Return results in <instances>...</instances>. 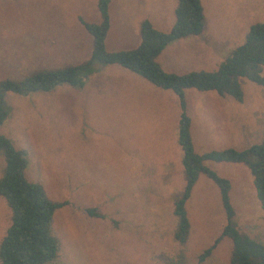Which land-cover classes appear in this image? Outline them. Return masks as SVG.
I'll return each mask as SVG.
<instances>
[{
    "label": "rangeland",
    "instance_id": "374dc122",
    "mask_svg": "<svg viewBox=\"0 0 264 264\" xmlns=\"http://www.w3.org/2000/svg\"><path fill=\"white\" fill-rule=\"evenodd\" d=\"M95 2L0 0V80L89 61L91 38L82 23L99 21ZM200 4L203 30L160 51L155 60L164 72L215 69L243 42L249 25L264 19V0ZM174 5L175 0H109L105 49L134 48L144 19L167 31ZM88 69L81 85L63 83L48 92L3 95L8 114L0 123V135L23 151L25 179L37 183L50 200L65 202L51 221L58 255L44 264H227L231 243L226 237L203 261L197 260L225 223L218 189L205 175H198L184 203L189 222L185 241L178 243L172 236L173 202L184 186L176 95L114 63L90 62ZM238 82L243 94L235 108V115L240 112V140L237 118L234 139L227 140L223 113L219 119L206 116L208 105L217 101L204 95L214 91H183L196 153L244 149L264 137V88L245 78ZM216 98L236 102L230 96ZM248 126L252 133L244 131ZM204 165L229 181L236 228L264 243V212L247 167L213 161ZM2 168L0 153V177ZM85 208L102 216L88 215ZM10 215L0 196V240Z\"/></svg>",
    "mask_w": 264,
    "mask_h": 264
},
{
    "label": "trees",
    "instance_id": "16d2710c",
    "mask_svg": "<svg viewBox=\"0 0 264 264\" xmlns=\"http://www.w3.org/2000/svg\"><path fill=\"white\" fill-rule=\"evenodd\" d=\"M109 0H96L99 21L83 22L91 38L90 62L117 64L156 87L172 91L177 98L179 116L177 122V144L181 150V166L184 186L173 202L176 225L173 239L183 243L189 222L184 203L199 174L205 175L217 187L225 223L212 244L203 249L197 260L209 256L216 243L223 237L230 240L231 248L227 264H264V243L240 232L233 221V209L229 202V181L204 165L205 161L240 163L247 167L255 197L264 212V137L244 149L227 147L196 153L189 134V117L185 113L183 91H214L219 96H230L240 101L242 91L239 78L264 88V19L249 25L244 40L210 71H188L183 74L164 72L155 60L160 51L170 42L187 36L198 35L204 26L200 0H175L174 20L167 31L156 30L144 19L139 25V42L128 50L107 51L104 37L109 26L107 14ZM89 61L81 65H68L54 69L36 70L21 79L0 80V123L8 114L4 103L5 93L26 95L32 92H48L59 84L81 85L82 76L88 72ZM82 72V74H80ZM0 153L3 158L0 177V196L10 210V222L0 240V264H44L58 255V242L51 233L52 215L65 202L50 200L42 188L28 181L23 175L26 165L22 150L0 135ZM88 215H102L94 208H85Z\"/></svg>",
    "mask_w": 264,
    "mask_h": 264
},
{
    "label": "crops",
    "instance_id": "0c3cea01",
    "mask_svg": "<svg viewBox=\"0 0 264 264\" xmlns=\"http://www.w3.org/2000/svg\"><path fill=\"white\" fill-rule=\"evenodd\" d=\"M175 6V5H174ZM204 27V26H203ZM170 28V27H169ZM203 30V29H202ZM191 39H194V38H191ZM181 41H185V37L184 38H180V39H177V40H175L174 42H176V43H181ZM139 42V41H138ZM138 44V43H137ZM136 47V46H135ZM164 49V48H163ZM162 49V50H163ZM114 51H116V50H114ZM159 56V55H158ZM243 95V94H242ZM225 96H227V95H225ZM204 97H209L210 98V100H213V101H217V103H212V104H210V105H208V112L210 113V115L209 114H207L206 116H209V118L210 117H212V118H216V119H219L218 118V113H219V115H221L222 113V116H223V118H221V123H223L222 124V127L223 128H225V129H227V131L229 132V135H226V139L227 140H229V138H233L234 139V136H233V133H235L234 132V130H235V120H236V118H237V125H238V130H237V138H238V140H240L241 139V135L243 136V132H242V130H241V123H240V117L238 116V113H240L239 112V110H236V115H235V108H238L239 109V104L241 103V101H242V99L243 98H241V100L240 101H237V100H235L236 102H238L237 104H235L236 102H234V104H232V103H230V102H228L227 103V101H225L223 98H216V97H224V96H219V95H217L216 93L215 94H205L204 95ZM232 98V97H231ZM174 105H175V98H174ZM238 105V106H237ZM217 109V112H215L214 111V109ZM202 109H204L205 110V107H203ZM179 116V115H178ZM189 117V116H188ZM262 126H263V124L262 123H260ZM259 124V125H260ZM262 126H260V127H262ZM245 128V127H244ZM189 129H190V118H189ZM245 132H247L248 131V133H252V131H253V128L251 127V126H248V127H246L245 128V130H244ZM189 134H190V131H189ZM263 138V137H262ZM261 138V139H262ZM191 139V138H190ZM260 139V140H261ZM259 140V141H260ZM259 141H255V142H252V143H256V142H259ZM192 143V142H191ZM252 143H250V144H252ZM249 144V145H250ZM249 145H247V146H249ZM247 146H245V147H247ZM193 147V146H192Z\"/></svg>",
    "mask_w": 264,
    "mask_h": 264
}]
</instances>
